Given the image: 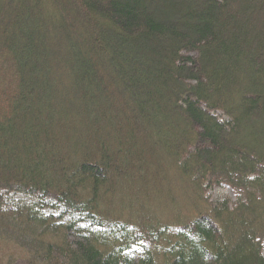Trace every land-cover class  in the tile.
<instances>
[{"label":"trees","instance_id":"obj_1","mask_svg":"<svg viewBox=\"0 0 264 264\" xmlns=\"http://www.w3.org/2000/svg\"><path fill=\"white\" fill-rule=\"evenodd\" d=\"M0 244L264 264V0H0Z\"/></svg>","mask_w":264,"mask_h":264},{"label":"rangeland","instance_id":"obj_2","mask_svg":"<svg viewBox=\"0 0 264 264\" xmlns=\"http://www.w3.org/2000/svg\"><path fill=\"white\" fill-rule=\"evenodd\" d=\"M208 194L210 195L211 198L213 199H218V198H222V197H229V198H234V194H233V191L228 187V186H214L212 189H210L208 191ZM14 199H23L25 197H22L21 195L19 194H15L12 196ZM28 198H26L25 200H27ZM159 201H150L149 202V205L148 207L146 208H143V210L140 211V213L144 212L146 213L147 215L150 214V215H153L152 214V210L154 211V209L156 208L157 209V215L160 216H163L165 214V209L162 205V202L158 203ZM134 203V202H133ZM159 206H158V205ZM139 205H133V208L134 209H137ZM47 213L50 212V209H47L46 210ZM155 216V215H153ZM9 247H6V246H3L0 244V264H3L2 261H5V258L7 256V253L9 252ZM134 251H135V255L136 254H139L140 253V247L139 246H135L134 247Z\"/></svg>","mask_w":264,"mask_h":264}]
</instances>
